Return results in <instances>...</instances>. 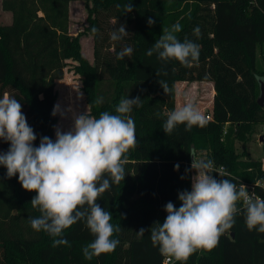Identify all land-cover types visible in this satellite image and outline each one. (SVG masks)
<instances>
[{
    "label": "trees",
    "instance_id": "16d2710c",
    "mask_svg": "<svg viewBox=\"0 0 264 264\" xmlns=\"http://www.w3.org/2000/svg\"><path fill=\"white\" fill-rule=\"evenodd\" d=\"M73 1L77 0H1L12 20L0 23V98L7 92L19 100L37 134L36 146L41 136L56 138V83L68 59L76 61L90 115L116 114L122 97L141 98L142 106L130 113L138 144L126 153L125 179L98 201L112 213L111 223L120 227L114 235L120 244L113 252L86 260L82 248L94 237L84 222H78L64 232L71 247H52L53 237L30 226L29 217L40 215L30 203L37 193L25 190L18 174L9 179L6 167L0 166V264H164L167 255L153 245L150 228L166 218L167 202L178 208V192L191 190L195 170L185 171L191 168V152L206 151V159L215 167L224 166V178L237 186L264 181L262 159L253 160L247 150L240 154L235 146L236 141L249 142L256 126L264 124V104L258 103L264 80V69L258 66V51L264 49V0H132L130 13L124 10L129 0H83L93 61L83 55L79 36L69 31ZM149 17L156 21L152 26ZM176 23L182 26L176 33L181 41L187 37L200 45L199 60L190 68L176 60L163 62L156 53L147 55L163 29ZM121 25L128 35L111 41L110 33ZM197 26L199 37L193 34ZM93 27L99 31L93 33ZM126 46L133 49L131 57L117 59ZM160 79L170 94H165ZM180 81L213 82V108L206 112L211 119L190 130L178 125L167 135L163 124L166 113L176 108ZM99 97L102 104L96 103ZM9 146L0 140V152ZM213 175L221 178L218 171ZM255 189L264 198V187ZM237 206L242 208V202ZM141 228L149 231L139 236ZM171 264H264V233L249 231L240 212L216 247L199 249L186 261L175 259Z\"/></svg>",
    "mask_w": 264,
    "mask_h": 264
},
{
    "label": "clouds",
    "instance_id": "9594fccd",
    "mask_svg": "<svg viewBox=\"0 0 264 264\" xmlns=\"http://www.w3.org/2000/svg\"><path fill=\"white\" fill-rule=\"evenodd\" d=\"M124 10L125 13L133 11L132 0L124 5ZM147 23L152 26L156 21L149 17ZM98 31L92 28L93 33ZM181 31L179 23L164 28L147 55L156 53L163 62L176 60L183 67H192L199 60L200 45L187 37L181 41L176 35ZM193 34L199 37L198 26ZM127 35L125 26L121 25L112 30L110 40L121 41ZM132 52L126 46L117 53V59L131 57ZM157 75H161L159 70ZM159 83L165 94H170L167 83L161 79ZM96 103L102 104L103 97ZM141 106L139 96L134 99L127 96L115 107L116 114L103 111L97 118L88 112L73 113L69 130L54 125L55 140L41 136L36 146L37 134L29 125L22 104L7 92L0 98V140L10 145L6 152H0V166L6 167L9 179L18 174L22 187L37 193L30 203L40 215L29 217L30 226L53 237L52 247H71L64 232L78 222H84L94 237L82 248L86 260L113 252L120 244L114 238L120 227L111 223L112 213L98 201L113 185L125 179L126 153L138 144L135 121L130 113L134 107ZM71 111V108L62 109L58 103L52 115L64 118ZM156 115L159 118L161 114ZM181 124L190 130L193 126L204 127L207 119L195 103L186 102L166 113L163 130L170 135ZM191 155V168L185 170L196 173L191 177V190L178 192L181 201L178 208L173 202H167L166 218L150 228L153 245L177 261H186L199 249L216 247L220 237L233 228L240 212L249 231L264 233V198L246 191L243 183L237 186L233 180L224 178L228 176L226 172H218L221 178L217 179L213 175L216 172L213 160L198 159L194 152ZM175 169L179 171L178 163ZM238 202H242V208L237 206ZM146 231L149 230L141 228L138 235L143 236Z\"/></svg>",
    "mask_w": 264,
    "mask_h": 264
},
{
    "label": "rangeland",
    "instance_id": "374dc122",
    "mask_svg": "<svg viewBox=\"0 0 264 264\" xmlns=\"http://www.w3.org/2000/svg\"><path fill=\"white\" fill-rule=\"evenodd\" d=\"M11 21L9 15L0 12V23H6ZM88 25L87 21V7L86 2L83 0H77L70 3V25L69 31L74 36H79L82 53L90 61H93V37L88 32H85V27ZM76 61L68 59L67 66L64 69V76L62 79L57 80V101L56 104H60L61 108L67 110L72 109L71 112H67V116L62 118L59 114L57 116V124L62 127L64 131L69 130L72 126L73 113H86L90 111L89 105L85 98V93L82 90V78L79 73L74 69ZM258 66L261 70L264 69V49L258 51ZM264 81V80H263ZM189 87L184 88L179 92V99H176V105L178 107L183 106L186 102H193L196 106H203L206 108L208 100V86L207 82H194L188 83ZM182 87H179V89ZM177 92V86H176ZM178 102V104H177ZM264 137V124H258L254 133L251 135L249 142H235L236 150L240 154L244 150L250 153V157L253 160H260L264 156V141L260 137ZM198 159H206L207 152L200 150L196 152ZM195 171L194 174L195 175Z\"/></svg>",
    "mask_w": 264,
    "mask_h": 264
},
{
    "label": "crops",
    "instance_id": "0c3cea01",
    "mask_svg": "<svg viewBox=\"0 0 264 264\" xmlns=\"http://www.w3.org/2000/svg\"><path fill=\"white\" fill-rule=\"evenodd\" d=\"M0 12H4V14H7V15H9V17H10V19L12 20V14H11V12H9V11H6V10H3L2 9V6H1V0H0ZM11 21H8V22H6V23H10ZM194 82H198V81H193V82H187V81H180V82H177V84H176V86H177V92H176V99H177V101H178V99H179V92L181 91V90H184V88H186V87H188V88H190L189 87V85H188V83H194ZM202 82H204V83H206L207 82V86H208V100H207V106H206V108H204L203 106H201V105H199V106H197L198 107V109L205 115L206 114V112H208L209 110H211L212 108H213V103H214V95H215V88H214V84H213V82L212 81H202ZM179 87H182V88H180L179 89ZM177 104H178V102H177ZM176 108H178V106L176 105ZM264 158V156H262V158L261 159H263Z\"/></svg>",
    "mask_w": 264,
    "mask_h": 264
},
{
    "label": "built area",
    "instance_id": "2783aa9c",
    "mask_svg": "<svg viewBox=\"0 0 264 264\" xmlns=\"http://www.w3.org/2000/svg\"><path fill=\"white\" fill-rule=\"evenodd\" d=\"M206 119H211V115L209 113L205 114ZM262 168L264 169V158L262 159ZM215 170L218 172H222L225 170L224 166H220V167H215ZM246 186V191H248L249 193H254L256 196H260L261 198H263L257 191H256V186L257 185H262L264 187V181L258 180L256 183L253 184H248L245 183L244 184ZM175 261V258L171 255H167L164 261V264H171L172 262Z\"/></svg>",
    "mask_w": 264,
    "mask_h": 264
},
{
    "label": "water",
    "instance_id": "95a60500",
    "mask_svg": "<svg viewBox=\"0 0 264 264\" xmlns=\"http://www.w3.org/2000/svg\"><path fill=\"white\" fill-rule=\"evenodd\" d=\"M260 88H261V93H260V96L258 97V103L260 105H263L264 104V81L263 80H260ZM260 139L264 141L263 136H261ZM231 235L233 236L234 234L232 233Z\"/></svg>",
    "mask_w": 264,
    "mask_h": 264
}]
</instances>
